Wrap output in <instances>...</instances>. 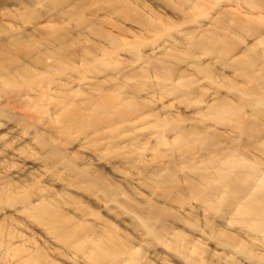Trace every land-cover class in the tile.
<instances>
[{
    "label": "rangeland",
    "instance_id": "rangeland-1",
    "mask_svg": "<svg viewBox=\"0 0 264 264\" xmlns=\"http://www.w3.org/2000/svg\"><path fill=\"white\" fill-rule=\"evenodd\" d=\"M263 93L264 0H0V264H264Z\"/></svg>",
    "mask_w": 264,
    "mask_h": 264
},
{
    "label": "bare ground",
    "instance_id": "bare-ground-1",
    "mask_svg": "<svg viewBox=\"0 0 264 264\" xmlns=\"http://www.w3.org/2000/svg\"><path fill=\"white\" fill-rule=\"evenodd\" d=\"M206 38H208V40H210L209 42H211L212 44H213V47H214V45L216 44L217 45V43H216V38H214V37H212L211 35H209V36H207ZM219 42V41H218ZM210 43V44H211ZM220 49V48H219ZM218 53L220 52V51H217ZM216 52V53H217ZM222 52V51H221ZM217 53V54H218ZM219 54H221V53H219ZM221 56V55H220ZM237 63V62H236ZM241 64H247V63H241ZM240 66H244V65H240ZM245 67V66H244ZM244 71V70H243ZM26 72V71H25ZM26 77H27V74H24ZM249 75V74H248ZM2 76V80L4 79V76L3 75H1ZM251 90V89H250ZM255 90H257V89H255ZM252 91V90H251ZM259 91V90H258ZM254 92V91H253ZM262 92V91H261ZM256 93H258V92H256ZM259 93H260V91H259ZM264 94V93H263ZM262 94V95H263ZM256 96V95H255ZM261 96V95H260ZM257 97V96H256ZM259 97V96H258ZM259 99V98H258ZM261 104V103H260ZM223 170V169H222ZM222 177V178H221ZM221 177H219V178H221L222 180H223V183H222V187H224L223 189L225 190V192H234L235 191V194H234V197L236 198V200L237 201H240L245 195H243L240 191H242L241 189H238V190H240V191H238V190H234L233 189V186H232V184H231V181H232V179L233 178H235V176L233 175V174H228V173H224V174H222L221 175ZM209 181H211L212 182V180H209ZM208 181V182H209ZM253 182V178H247L246 180H245V183L246 184H248V183H250L249 185H251V184H253L252 183ZM214 187H218V184H216V185H213ZM224 196L226 197V195L224 194ZM255 199V198H254ZM254 199H247V200H244L243 202H240L239 204H240V210L241 211H243V213H245V214H248V215H251V216H254L255 218H257V219H261L262 218V216L264 215V205L262 204V203H259V202H257V201H255ZM38 214L40 215V217H41V219L42 220H46V221H48V222H50L51 223V221L52 222H54V223H57L58 222V220H59V217H58V215H57V213H55L54 211H51L49 208H47V206H45V207H41L39 210H38ZM60 225V224H59ZM60 228L61 227H58V226H56V230H57V233H59L60 234V236H63L64 237V235L62 234V231L60 230ZM259 230H260V232H262V233H264V225L263 224H261L260 226H259ZM66 235V234H65ZM114 249V248H113ZM112 248H111V250L110 249H104V248H101V250L100 251H98L96 254H95V256H93L92 258H93V260H95V261H97L98 263H100V264H106L105 263V260H104V258H105V256H107V254H109V252H111L112 250H113Z\"/></svg>",
    "mask_w": 264,
    "mask_h": 264
}]
</instances>
